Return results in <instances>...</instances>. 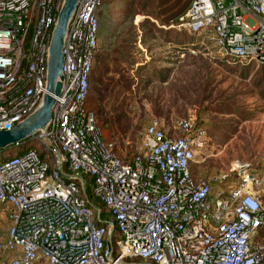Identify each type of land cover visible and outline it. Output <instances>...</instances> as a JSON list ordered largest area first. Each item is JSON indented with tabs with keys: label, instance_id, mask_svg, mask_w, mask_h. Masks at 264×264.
<instances>
[{
	"label": "built area",
	"instance_id": "built-area-1",
	"mask_svg": "<svg viewBox=\"0 0 264 264\" xmlns=\"http://www.w3.org/2000/svg\"><path fill=\"white\" fill-rule=\"evenodd\" d=\"M63 1L0 0V130L27 118L48 93ZM102 4L79 0L47 130L0 158V204L12 210L0 241V255L13 253L5 264H264V241L254 240L264 229L263 183L237 169L228 195H215L194 166L206 128L185 117L168 133L155 118L129 162L104 139L87 105ZM178 24L232 63L264 65V0H192Z\"/></svg>",
	"mask_w": 264,
	"mask_h": 264
},
{
	"label": "rangeland",
	"instance_id": "rangeland-1",
	"mask_svg": "<svg viewBox=\"0 0 264 264\" xmlns=\"http://www.w3.org/2000/svg\"><path fill=\"white\" fill-rule=\"evenodd\" d=\"M184 1L180 0V6ZM198 38L186 30L187 48L191 51L174 78L167 84L155 85L144 95L141 110H130L132 101L125 90L114 88L103 91L106 97L100 105L95 104L91 91L89 106L97 113L104 135L114 140L127 158L142 151L146 128L153 119L158 118L168 133L180 118L202 120L208 139L198 153L195 172L215 181L217 195L236 184L237 169H248L257 177H261L258 171L264 170V65L232 63L218 54L214 44ZM23 149L21 145L3 150L0 158ZM101 206L105 208L102 203ZM11 215V208L0 204V241L6 239Z\"/></svg>",
	"mask_w": 264,
	"mask_h": 264
},
{
	"label": "crops",
	"instance_id": "crops-1",
	"mask_svg": "<svg viewBox=\"0 0 264 264\" xmlns=\"http://www.w3.org/2000/svg\"><path fill=\"white\" fill-rule=\"evenodd\" d=\"M130 7L131 0H103L99 9V51L91 78H174L186 56V29L179 27L177 21L161 22L145 14H136L130 26ZM144 19L154 21L161 30L158 40L143 43V29L139 24ZM130 27L137 39L128 36ZM169 80L166 83L156 82L151 89L157 84H167ZM132 91L138 92L139 89L132 87ZM259 175L263 184L257 194L264 204V172ZM211 182L213 185L215 181ZM230 190L224 193L228 195ZM254 240L264 241V229L255 234ZM12 255L7 252L5 260Z\"/></svg>",
	"mask_w": 264,
	"mask_h": 264
},
{
	"label": "trees",
	"instance_id": "trees-1",
	"mask_svg": "<svg viewBox=\"0 0 264 264\" xmlns=\"http://www.w3.org/2000/svg\"><path fill=\"white\" fill-rule=\"evenodd\" d=\"M192 0H185L184 4L180 6V0H131V7H130V26L134 23V16L136 14H145L150 15L154 17L156 20H159L161 22H170V21H177L179 16L184 14L187 10V8L190 6ZM170 3V4H169ZM140 27L143 29V35H142V41L143 43H146L148 40H158L161 37V30L156 27V24L154 21H150L148 19H144L140 22ZM135 28V27H134ZM128 36L134 37L137 39V35L135 32L131 30H128ZM193 35V34H192ZM199 41V38H198ZM195 50V49H194ZM99 49L97 50V52ZM186 54L187 52L191 51L190 48H187V40H186ZM97 55V53H96ZM104 79H107L106 82H104ZM169 80V78H91V91L94 93L93 97L96 98L95 104H102L103 98L106 96L103 95V91H107L108 89L114 90H125L126 95L129 97V99L132 101V105H130V110L132 111H139L142 109L141 100L144 98V95L148 94V92L151 90V87L156 82L166 83ZM264 81V78H262ZM105 83V84H103ZM129 86V88L125 87ZM264 86V82L262 84ZM132 87H136L139 89L138 92H133ZM125 88V89H124ZM91 94V92H90ZM264 97V88L261 93ZM90 96V95H89ZM88 107L93 110L95 113L98 123L100 124L99 118L97 113L93 108L89 106V97L87 100ZM196 124L198 126H202L204 128H207L205 126V123L202 120H197ZM102 128V126H101ZM103 130V128H102ZM103 137L106 141H109L113 143L114 149L116 153L119 155V157L126 162L132 161L134 156H136L138 153H136L133 157L127 158L124 157L120 151L118 150L117 144L114 142V140L107 138L104 133ZM258 174H261L264 172L258 171ZM206 178V177H204ZM213 180V179H212ZM6 253H4L5 255ZM3 254L0 255V264H5V257ZM2 256V257H1Z\"/></svg>",
	"mask_w": 264,
	"mask_h": 264
},
{
	"label": "water",
	"instance_id": "water-1",
	"mask_svg": "<svg viewBox=\"0 0 264 264\" xmlns=\"http://www.w3.org/2000/svg\"><path fill=\"white\" fill-rule=\"evenodd\" d=\"M79 0H64L52 32L47 60V90L38 108L27 118L9 130H0V151L7 150L33 138L39 131H46L51 121L52 110L65 84L63 71L64 46L70 21Z\"/></svg>",
	"mask_w": 264,
	"mask_h": 264
}]
</instances>
